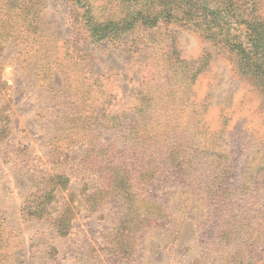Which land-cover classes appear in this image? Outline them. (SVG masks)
Returning a JSON list of instances; mask_svg holds the SVG:
<instances>
[{
  "label": "trees",
  "instance_id": "trees-1",
  "mask_svg": "<svg viewBox=\"0 0 264 264\" xmlns=\"http://www.w3.org/2000/svg\"><path fill=\"white\" fill-rule=\"evenodd\" d=\"M20 1L0 0V40L7 41L16 35L23 43L28 42L30 49L38 45L36 65L41 75L46 77L54 69L61 72L70 84L67 88H72L85 104L64 117L70 135L52 142L50 163L60 167L78 160V166L96 174L102 182L91 192L87 176L88 180L77 191L72 188L66 170L56 168L53 174L41 176L37 187L26 197L23 218L50 221L58 236L66 237L82 211L95 213L109 204L117 226L103 250L111 257V264H137L143 231L168 229L172 223L171 212L156 193L171 189L177 181L191 186L189 182L195 178L196 188L206 196L209 205L200 224L204 243L227 248L219 264H264V208L257 202L252 204L253 216H245L244 211V205L255 198L260 175L264 173V149L254 152L251 162L246 163L239 188L229 186L233 163L230 155L221 150L220 137L217 138L223 132L212 131L206 123L209 98L204 97L198 104L193 91L209 67L210 56L185 60L174 37L175 32L185 29L221 45L234 56L239 74L253 80V85L264 93V19L260 2L69 0L75 7L70 13L74 25L91 45L107 44L130 54L150 52L158 67L171 74L172 84L164 101L157 97L151 81L144 82L131 107L115 114L117 99L101 84L107 76H91L94 73L77 41L68 42L66 56L54 62L52 51L40 44L47 30L35 19L31 11L34 6ZM36 4L43 5V1ZM10 22L13 25L6 30ZM16 27L18 31H14ZM161 28L162 32L155 33ZM48 39L52 42V35ZM51 48L56 49L55 42ZM79 63L90 70L85 71L84 79L89 88L78 81ZM6 85L1 76L0 88ZM228 122L224 118L223 129ZM11 131L10 115L0 111V141ZM73 131L82 134L81 141H88L82 142L85 149L76 158L72 155L77 144ZM66 192L68 197L58 210V198ZM4 230L0 225V264H5ZM56 253L57 249L51 247L50 256Z\"/></svg>",
  "mask_w": 264,
  "mask_h": 264
},
{
  "label": "rangeland",
  "instance_id": "rangeland-1",
  "mask_svg": "<svg viewBox=\"0 0 264 264\" xmlns=\"http://www.w3.org/2000/svg\"><path fill=\"white\" fill-rule=\"evenodd\" d=\"M39 1L20 2H31L35 19H38L41 28L47 30L40 43L42 47L52 51L53 61L59 62L66 56L68 42L77 41L88 59V67L94 73L91 76H107V80L101 84L117 99L115 114L131 107L130 103L144 82L151 81L157 97L164 101L172 84L171 74L158 67L150 52L130 54L107 44L91 45L82 31L76 29L75 21L70 16L75 10L73 3L69 0H41L43 5L36 4ZM258 2L260 15L264 19V0ZM12 25L10 22L6 30ZM18 30V27L14 29ZM162 31L163 28L155 33ZM51 35L56 49L51 48L52 42L48 39ZM174 37L185 60L194 61L205 54L210 56L209 67L194 85L193 91L198 104L204 97L210 100L206 123L212 131L220 129L223 132L217 136L220 137V148L230 155L233 163L228 184L239 188L246 163L251 162L254 152L264 149V93L253 85V80L239 74L234 56L228 54L221 45L185 29L175 32ZM27 44L16 35L7 41L0 40V78L2 76L7 83L5 88H0V111L10 115L12 128L9 136L0 141V225L5 228L3 238H6L3 243L4 262L111 264V257L103 250L117 226L111 205L95 213L82 211L74 220L70 235L66 237L58 236L50 221L23 218L26 197L37 187L41 176L53 174L56 168L59 171L66 170L72 188L77 191L88 180L87 176L91 192L102 186L96 174L77 165L78 160L60 167L50 163L52 142L70 135L69 131L66 132L68 127L63 123L64 117L82 109L85 104L72 88H67L70 84L61 72L54 69L47 75L44 73L46 77L41 75L36 65L38 45L30 49ZM78 68V81L84 82L89 88L88 81H84L85 71L88 69L90 72L89 68L82 63H79ZM52 83L55 84L53 87ZM224 118L229 121L225 129L222 128ZM63 132L66 133L62 135ZM72 133H76L74 138L77 144L72 150L76 158L85 149L82 142L86 144L88 141L80 140L81 133ZM194 180L189 182L191 186L186 187L177 181L171 189L156 193L171 212L172 223L168 229L150 228L143 231L140 238L141 257L137 264L221 262L227 248L221 244L207 246L204 243L200 224L209 205L206 196L196 188ZM67 197V192L59 196L56 204L58 210ZM257 202L264 208V173L260 175L255 198L248 204H242V207L245 206V216H253L252 204ZM51 247L57 249L52 257ZM262 252H258L259 257H262Z\"/></svg>",
  "mask_w": 264,
  "mask_h": 264
}]
</instances>
